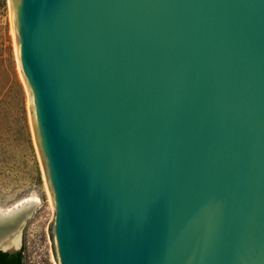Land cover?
Masks as SVG:
<instances>
[{
  "label": "water",
  "instance_id": "1",
  "mask_svg": "<svg viewBox=\"0 0 264 264\" xmlns=\"http://www.w3.org/2000/svg\"><path fill=\"white\" fill-rule=\"evenodd\" d=\"M14 1L61 264H264V0Z\"/></svg>",
  "mask_w": 264,
  "mask_h": 264
},
{
  "label": "rangeland",
  "instance_id": "2",
  "mask_svg": "<svg viewBox=\"0 0 264 264\" xmlns=\"http://www.w3.org/2000/svg\"><path fill=\"white\" fill-rule=\"evenodd\" d=\"M19 2L4 0L0 7V43L5 47L15 75L24 92V108L28 137L12 134L0 142V213L17 208L26 201H34L21 232L20 249L24 264H61L56 239V197L48 180V169L43 164L37 147L34 126L36 112L34 97L25 80L20 59V40L15 28L14 5ZM38 172L40 182H38Z\"/></svg>",
  "mask_w": 264,
  "mask_h": 264
},
{
  "label": "trees",
  "instance_id": "3",
  "mask_svg": "<svg viewBox=\"0 0 264 264\" xmlns=\"http://www.w3.org/2000/svg\"><path fill=\"white\" fill-rule=\"evenodd\" d=\"M4 0H0V7ZM6 49L0 43V142L12 134L17 126L18 135L28 137L30 143L26 113L24 108V92L13 70L11 59L5 56ZM4 145H0L3 149ZM40 182V174L37 177ZM0 264H24L22 249L9 254L0 252Z\"/></svg>",
  "mask_w": 264,
  "mask_h": 264
},
{
  "label": "bare ground",
  "instance_id": "4",
  "mask_svg": "<svg viewBox=\"0 0 264 264\" xmlns=\"http://www.w3.org/2000/svg\"><path fill=\"white\" fill-rule=\"evenodd\" d=\"M14 8V7H13ZM13 12H14V10H13ZM15 28H17V24H16V22H15ZM17 30V29H16ZM26 202H29V201H26ZM18 207V206H17ZM8 212H10V211H8ZM15 240H13V241H9V243L7 244V246H9V247H11V246H14L15 245Z\"/></svg>",
  "mask_w": 264,
  "mask_h": 264
}]
</instances>
